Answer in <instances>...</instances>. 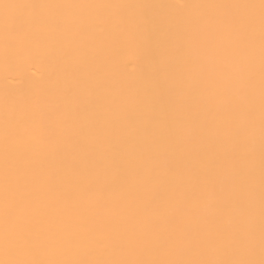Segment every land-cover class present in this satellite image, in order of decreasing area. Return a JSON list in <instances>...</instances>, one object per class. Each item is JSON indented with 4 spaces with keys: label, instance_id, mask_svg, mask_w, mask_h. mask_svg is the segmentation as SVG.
<instances>
[{
    "label": "snow or ice",
    "instance_id": "6c2138e0",
    "mask_svg": "<svg viewBox=\"0 0 264 264\" xmlns=\"http://www.w3.org/2000/svg\"><path fill=\"white\" fill-rule=\"evenodd\" d=\"M126 7L112 5H43L0 2V41L7 60L13 45L35 35L37 9ZM138 7H152L150 5ZM209 10L203 19L183 21L156 43L163 48L161 72L197 65L199 82H177L178 107L170 105L171 86L157 85L148 99L147 125L128 118L129 132L107 119L99 124V150L91 146L87 165L69 173L63 133L40 150L8 163L12 139H36L45 133L46 117L37 104L30 118L3 130L5 164L0 178V264H264V0L259 4L176 5ZM258 9L256 15L220 14L218 10ZM60 25L62 21H55ZM154 21L144 17L151 46ZM258 25V29H257ZM259 39V223L256 222L254 161L257 135L256 39ZM169 45H171L169 47ZM199 91V99L189 97ZM65 90L64 95H67ZM223 111L209 115L210 101ZM180 112L182 123L173 113ZM59 125L57 128L59 129ZM183 133V135H181ZM142 140L137 141V137ZM163 161L159 170L158 161ZM103 170L113 183L94 190L89 175ZM153 181L166 198L153 191ZM121 189L119 201L112 193ZM103 202V205L101 204ZM104 208L106 227L118 251L148 252L164 242L162 252L194 251L191 259H105L94 250V222ZM212 209L202 215L201 209ZM257 249L259 258H257ZM64 258H41L49 254ZM91 257V258H89Z\"/></svg>",
    "mask_w": 264,
    "mask_h": 264
},
{
    "label": "bare ground",
    "instance_id": "6f19581e",
    "mask_svg": "<svg viewBox=\"0 0 264 264\" xmlns=\"http://www.w3.org/2000/svg\"><path fill=\"white\" fill-rule=\"evenodd\" d=\"M3 2V0H0ZM13 2V0H7ZM19 3L43 5H112L126 7H81L37 9L41 23L33 29L22 44L13 45V54L5 60L0 41V178L5 164L3 130L6 119L12 123L28 120L37 104L46 117L45 133L36 138L12 139L8 163L14 166L18 160L40 150L47 142L54 140L62 132L69 164L75 168L68 171L80 172L87 165L88 150L100 140L97 133L100 122L112 119L114 128L129 132L128 118L134 116L138 127L147 125L148 99L155 95L157 85L165 80L171 86L170 105L178 107V80L199 82L203 77L197 65L161 72L160 80L155 75L161 69L164 49L157 50L156 43L169 30L175 34L183 31V21L203 19L209 10L200 8H179L176 5L201 4H259V0H15ZM150 5L152 7H138ZM220 14L237 13L256 15L258 9L218 10ZM144 17L151 18V46L145 39ZM62 23L57 25L55 21ZM258 29V25H257ZM171 45H169L170 47ZM259 39H256L257 66V135L254 175L256 180V222L259 223V98H258ZM68 90L67 95H64ZM199 99V91L194 90L189 97ZM209 115L223 111L218 101H210L206 109ZM176 122L182 123L180 112L173 113ZM59 125V129L57 128ZM183 135V133H181ZM142 140L138 136L137 141ZM158 163L163 169V161ZM93 188L99 191L105 184L113 183L111 175L98 170L89 175ZM153 191H160L166 198L165 188L153 181ZM121 189L112 193L113 201L121 198ZM103 205V202H101ZM212 209L204 207L202 215ZM94 222V238L101 240L102 246L94 250L95 256L105 259L145 258V259H191L196 258L193 250L185 249L172 256L162 252L164 242L154 245L148 252L130 253L118 251L106 227L103 206ZM2 230V219H0ZM0 258H4L0 252ZM41 258H64L61 254H49ZM91 258V257H89ZM257 258L259 251L257 249Z\"/></svg>",
    "mask_w": 264,
    "mask_h": 264
}]
</instances>
